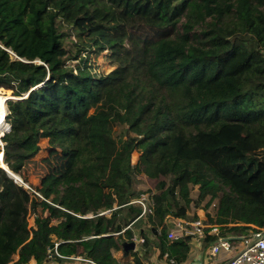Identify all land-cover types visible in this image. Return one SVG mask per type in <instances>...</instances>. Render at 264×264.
<instances>
[{
    "label": "trees",
    "instance_id": "obj_1",
    "mask_svg": "<svg viewBox=\"0 0 264 264\" xmlns=\"http://www.w3.org/2000/svg\"><path fill=\"white\" fill-rule=\"evenodd\" d=\"M104 52L108 74L90 63ZM0 89L22 98L6 103L8 169L22 177L48 148L29 183L46 201L0 167V264H49L55 244L121 264L137 177L156 181L153 228L177 263L191 246L165 220L193 204L216 202L211 221L233 231L264 228V0H0Z\"/></svg>",
    "mask_w": 264,
    "mask_h": 264
},
{
    "label": "built area",
    "instance_id": "obj_2",
    "mask_svg": "<svg viewBox=\"0 0 264 264\" xmlns=\"http://www.w3.org/2000/svg\"><path fill=\"white\" fill-rule=\"evenodd\" d=\"M10 130L11 128L9 126L6 130V133H8ZM16 181L24 185L25 190L31 194L32 198L39 201H46L44 197L29 184L24 183L20 178H18ZM153 195L154 194L150 192L141 193L131 201L130 204L137 205L141 208V214L137 220L149 219L154 216L155 202ZM209 208H207V210L198 209L195 212L196 218L192 221L174 218L171 216L167 217L166 220H169V222L173 218L171 222L174 225V227L168 233V239L170 241H175L182 238L191 239L195 237L204 240L208 236H212L216 242L212 245L210 254L212 257H216L220 253L227 255L228 257L225 259L223 264H264V228L252 226L253 228L250 230H245L241 237H236L233 240L227 239L222 235V229L226 228L228 224L219 225L209 223L211 219L215 218V214L208 210ZM211 208L216 213L217 203H212ZM110 212L111 211H105L102 214H110ZM129 227L130 226H128L126 229ZM133 242L144 243L145 240L133 237ZM57 247L58 244H55L53 249L55 255L58 258H64L57 252ZM83 261L96 264L95 262L87 259ZM170 264L177 263L175 260L171 259Z\"/></svg>",
    "mask_w": 264,
    "mask_h": 264
},
{
    "label": "crops",
    "instance_id": "obj_3",
    "mask_svg": "<svg viewBox=\"0 0 264 264\" xmlns=\"http://www.w3.org/2000/svg\"><path fill=\"white\" fill-rule=\"evenodd\" d=\"M198 209H195L192 212H188V217L186 220L192 221L195 219V212ZM169 217V216H168ZM212 220V219H211ZM209 221L211 224H215L212 221ZM155 220L153 217L149 219H140L136 224L129 225L130 229L133 231V237L139 239L147 240L146 243L134 242L135 249L130 251L129 255H125L121 250H113L114 258L121 264H135L134 259L138 258L142 264H170L171 259L168 257V253L162 254L160 248V234L162 231V226L156 225V228H153ZM169 223V220H165V223ZM172 224V223H171ZM155 225V224H154ZM173 225V224H172ZM235 225L228 224L226 228L222 229V235L227 239H235L236 237H241L244 234V230H231ZM174 227V226H173ZM170 227L169 231L173 228ZM157 229V230H156ZM138 231V233L136 232ZM160 233V234H159ZM133 237L131 241L125 243L133 242ZM191 246V251L187 260L183 263L177 264H223L225 259L228 257L224 253H220L216 257H212L210 254V249L212 245L216 242L212 236H208L206 239L201 240L198 238H191L188 240ZM125 250V249H124ZM81 256H71L64 258H53L49 264H91L85 262ZM175 260V259H173ZM28 264H37L35 260H31Z\"/></svg>",
    "mask_w": 264,
    "mask_h": 264
},
{
    "label": "rangeland",
    "instance_id": "obj_4",
    "mask_svg": "<svg viewBox=\"0 0 264 264\" xmlns=\"http://www.w3.org/2000/svg\"><path fill=\"white\" fill-rule=\"evenodd\" d=\"M181 0H175L176 3L180 2ZM76 41L75 36H71L65 39L64 45L65 48L73 51V42ZM107 52H104L103 54H101L100 56L96 57L95 55L91 54V59H90V63L91 65H93L94 67V71H96L97 73H105L108 74L110 73L114 67L111 65L110 61L106 58ZM77 61H70L69 65H76ZM4 92L0 89V93ZM11 95V94H10ZM9 95V96H10ZM8 110V107H7ZM8 114V113H7ZM4 127L6 128V124L4 123ZM3 127V128H4ZM1 128L0 130V137L2 132L4 131V129ZM6 134V133H5ZM4 134V135H5ZM117 134L118 137H124L125 136V131L123 130V128H117ZM1 142V140H0ZM42 146H43V150L40 152V154L35 158V161H32L31 163H29L26 167V169L23 171L22 173V177L19 175H16L18 178H20L21 180L26 181L28 184L30 183L31 186L36 187L40 184V178L44 175L45 170L44 168V164L42 162V159L44 157H47L48 155V148L46 147V141L42 140L41 141ZM1 144V143H0ZM2 149V146H0ZM26 179V180H25ZM138 185H137V191L139 193H146V192H150V193H155V186H156V181L154 180H150L146 177H137ZM194 193H196V189L194 190ZM208 201V199L206 200ZM206 201H204L200 206H196L195 204H193L189 211L192 212L195 209H206ZM42 207L43 205L40 204L39 206V214H41L42 212ZM208 210L212 211L215 214V211L210 207ZM48 212L45 211L44 215H47ZM196 218V217H195ZM171 219V218H170ZM173 220V218L171 219V221ZM170 223V227H173L174 225H172V222ZM172 223V224H171ZM29 224L32 226L34 224V220H33V216L29 217ZM157 230V229H156ZM138 233V231H136Z\"/></svg>",
    "mask_w": 264,
    "mask_h": 264
},
{
    "label": "water",
    "instance_id": "obj_5",
    "mask_svg": "<svg viewBox=\"0 0 264 264\" xmlns=\"http://www.w3.org/2000/svg\"><path fill=\"white\" fill-rule=\"evenodd\" d=\"M20 99H22V98H15V97H13L12 96V91H11V95L7 98V100H6V103H7V101L8 100H20ZM7 105V104H6ZM9 126H10V128H11V125L10 124H8ZM2 146V155H3V158H4V152H3V144L1 145ZM4 166H6L5 164H4ZM2 169H4L12 178H14L15 180H17L18 179V177L13 173V172H11L9 169H8V167L6 166V167H2ZM54 247H55V245H52L51 246V250H53L54 249ZM123 247H124V249H125V251L126 252H130V251H132V250H134L135 249V243L134 242H130V243H124L123 244Z\"/></svg>",
    "mask_w": 264,
    "mask_h": 264
},
{
    "label": "bare ground",
    "instance_id": "obj_6",
    "mask_svg": "<svg viewBox=\"0 0 264 264\" xmlns=\"http://www.w3.org/2000/svg\"><path fill=\"white\" fill-rule=\"evenodd\" d=\"M7 98L8 97L0 95V129L4 127L5 119H6V116H7V113H8L7 105H6ZM2 144L3 143H1L0 146ZM0 167L1 168L2 167H6V166H4L3 155L0 158Z\"/></svg>",
    "mask_w": 264,
    "mask_h": 264
}]
</instances>
